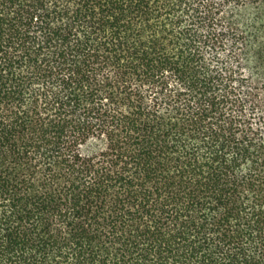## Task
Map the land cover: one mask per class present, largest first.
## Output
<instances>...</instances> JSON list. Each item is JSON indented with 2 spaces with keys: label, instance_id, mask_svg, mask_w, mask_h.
<instances>
[{
  "label": "trees",
  "instance_id": "trees-1",
  "mask_svg": "<svg viewBox=\"0 0 264 264\" xmlns=\"http://www.w3.org/2000/svg\"><path fill=\"white\" fill-rule=\"evenodd\" d=\"M0 264H264V0H0Z\"/></svg>",
  "mask_w": 264,
  "mask_h": 264
}]
</instances>
